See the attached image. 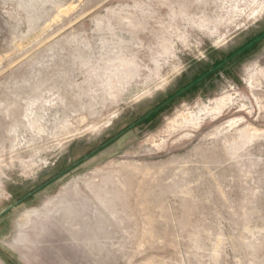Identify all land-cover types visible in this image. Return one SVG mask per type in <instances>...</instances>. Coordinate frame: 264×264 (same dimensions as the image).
<instances>
[{
    "label": "rangeland",
    "instance_id": "1",
    "mask_svg": "<svg viewBox=\"0 0 264 264\" xmlns=\"http://www.w3.org/2000/svg\"><path fill=\"white\" fill-rule=\"evenodd\" d=\"M0 264H264V0H0Z\"/></svg>",
    "mask_w": 264,
    "mask_h": 264
}]
</instances>
